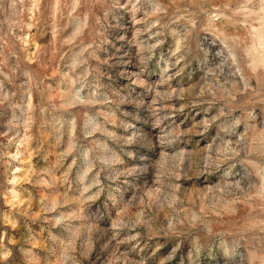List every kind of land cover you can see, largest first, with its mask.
Listing matches in <instances>:
<instances>
[{
    "label": "rangeland",
    "instance_id": "obj_1",
    "mask_svg": "<svg viewBox=\"0 0 264 264\" xmlns=\"http://www.w3.org/2000/svg\"><path fill=\"white\" fill-rule=\"evenodd\" d=\"M0 264H264V0H0Z\"/></svg>",
    "mask_w": 264,
    "mask_h": 264
}]
</instances>
